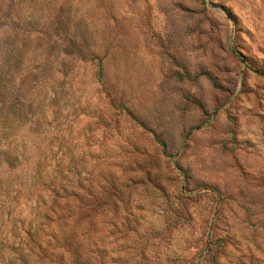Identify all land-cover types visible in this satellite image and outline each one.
Instances as JSON below:
<instances>
[{
  "label": "rangeland",
  "instance_id": "374dc122",
  "mask_svg": "<svg viewBox=\"0 0 264 264\" xmlns=\"http://www.w3.org/2000/svg\"><path fill=\"white\" fill-rule=\"evenodd\" d=\"M8 104L80 264H264V0H0Z\"/></svg>",
  "mask_w": 264,
  "mask_h": 264
},
{
  "label": "trees",
  "instance_id": "16d2710c",
  "mask_svg": "<svg viewBox=\"0 0 264 264\" xmlns=\"http://www.w3.org/2000/svg\"><path fill=\"white\" fill-rule=\"evenodd\" d=\"M10 112L11 104L7 105L5 111H0V139L2 141H6L12 131ZM40 153L43 154L42 152ZM16 160V153L12 156L10 151H6L5 161L8 166L13 167V170H6L0 173V231L2 228L5 229L1 216L4 215L5 223L9 224L4 234L0 235V264H65L62 261V256L57 252L60 248L70 252L72 257L70 264H80L81 261L75 247L72 246L73 240L70 239V236L62 234L58 237L59 228L62 227V222H60L62 214L57 213V208L48 206L47 208H42V210H35L32 213V217L28 218L27 226H22L23 218L19 216L21 208L17 209V204L22 199L25 205L26 201L31 200L33 195L35 198L41 195L38 190H35L33 185L31 187V182L27 185L28 191L26 195H20V190L14 184L22 185L24 182L17 177L16 169H14ZM44 165L37 160L34 166V173L28 176L27 179L34 178L33 182H39L40 170H43ZM41 189H43V186ZM28 213H31V210H28ZM10 214L12 216L8 218ZM47 223L48 228L50 224H54L57 227L55 233L51 230L52 233L49 230H44ZM4 255H7L6 261L3 260Z\"/></svg>",
  "mask_w": 264,
  "mask_h": 264
}]
</instances>
